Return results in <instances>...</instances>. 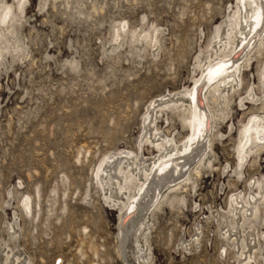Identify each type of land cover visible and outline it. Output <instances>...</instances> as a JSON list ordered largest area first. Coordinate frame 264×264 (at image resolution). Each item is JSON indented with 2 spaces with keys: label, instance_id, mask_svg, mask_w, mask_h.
Returning a JSON list of instances; mask_svg holds the SVG:
<instances>
[{
  "label": "rangeland",
  "instance_id": "obj_1",
  "mask_svg": "<svg viewBox=\"0 0 264 264\" xmlns=\"http://www.w3.org/2000/svg\"><path fill=\"white\" fill-rule=\"evenodd\" d=\"M5 2L17 12L12 32L0 26L1 261L126 264L120 242L126 206L161 156L151 142L140 148L151 104L194 88L219 49L215 34L230 19L221 40L233 37L231 50L239 45L233 22L239 1L25 0L24 12L19 0ZM242 68V84L228 98L214 103L208 94L216 118L205 164L193 166L190 181L175 192L165 189L147 213L138 235L146 264H239L225 232L238 226L242 240L254 229L264 236L263 200L258 220L246 224L229 206L233 194L264 196V150L238 168L244 125L264 117V47ZM186 109L157 116L160 135L184 143L191 133ZM121 150L139 155L134 163L146 170L134 168L135 184L121 176L109 184L116 165L98 171ZM252 180L263 181L262 188H252ZM261 239L255 264H264Z\"/></svg>",
  "mask_w": 264,
  "mask_h": 264
},
{
  "label": "bare ground",
  "instance_id": "obj_2",
  "mask_svg": "<svg viewBox=\"0 0 264 264\" xmlns=\"http://www.w3.org/2000/svg\"><path fill=\"white\" fill-rule=\"evenodd\" d=\"M5 1L6 0H0V26L8 27L10 20L16 15L17 9L12 7L13 10ZM23 1L25 0H19L18 5L24 12L26 2L23 3ZM238 1L239 13L235 20L233 19V22L236 21L237 23L235 30H237V36H239V38L236 37L235 39H239V45H237V47L234 46L231 50V41H233L234 38L232 37L231 40L227 38L231 37L232 33L227 34L228 37L223 38L227 39L225 42L221 40L222 30L231 26L230 22L232 21H230V19L228 22H225L223 26H221L219 32L215 34L213 41L214 43L216 41L219 42V49H212L213 56L209 58L208 66L206 65L207 68L204 72L205 74L200 81H196L194 88L190 91L182 90L169 93L168 95L158 98L151 104L150 110L152 108L153 111L151 112L149 110L148 117L145 119V135L141 139L140 148L144 146L145 142H151L154 148L161 153V156L157 159V162L155 161L156 163L152 166L153 168L150 173L144 172L147 182L142 184L139 190L137 189L138 193L132 197L130 203L126 206V213L122 219L120 241L122 255L126 264H136L137 262H139L137 264H142V258L140 259L139 257L141 252L139 250L141 248L139 249L140 241H138V235L141 233L142 229L146 227V220L149 212L155 207L159 198L162 199L165 197L162 194L163 191L168 189L175 192L177 187L183 185L181 184L182 180H185L186 183L190 181L189 172L193 169V166H202L206 162L211 146L210 142H207V140L210 133H212L213 120L215 117L211 114L210 109L212 108H210L211 105L208 103L210 99L208 98V94H214V100H211L214 101V103L217 101L219 102L222 98H228L230 91H236L242 84L240 75H238L243 69L242 65L250 61V57L255 51L259 52V50L264 47V0ZM12 28L13 26L8 27L7 31L12 32ZM3 32L4 31H0V36L4 34ZM149 42L151 41L149 40ZM153 43L157 45L158 40L156 39ZM227 51L229 52V56H224L227 54ZM219 55L222 56L220 57ZM255 98L256 97L252 94L248 96V100L251 103L256 102ZM185 99H187L188 103L186 106L181 103L185 102ZM242 103L243 105L246 104L245 101ZM184 107L187 108L185 112H188L190 115L191 133L190 137L179 145L174 140L160 135L157 128V116L168 111L177 114L180 113ZM153 137H155L154 141L152 140ZM238 146V168L242 171L245 164H247L248 160L251 158L250 156L253 151L264 150V117L254 115L250 118L244 125ZM138 159L139 155L135 157L132 152L127 150L117 151L105 157L98 171L106 174V168L108 169L110 165H116L117 167L112 169L115 173V175H113L114 173L112 174L114 178L106 177L107 181L109 180V184L120 176L122 178L124 177L128 183L137 181V179L139 180V175L134 174V168L136 172L143 170L138 165L140 164L138 163ZM136 160H138L137 164L134 163ZM197 173L199 174L198 170ZM141 175L142 174H140V176ZM106 183L108 184V182ZM133 183L135 184V182ZM250 186L252 188L258 187L260 190L263 186V181L252 180ZM109 188L110 187H108V189ZM119 189L124 192L122 187ZM260 199L264 201V196L261 193H251L245 196L243 193L233 194L229 201V206L231 208L230 213L236 218L244 219V224H246V221L251 222L258 220V213L260 210L258 202ZM25 203L29 205V199L26 200ZM239 230L240 228L238 226H234L232 231L229 230L225 232V236L231 237V241H233L239 254V264H255L258 260L257 254L259 251V244L262 241L261 238H263L264 241V236L262 237L259 235L260 233H257L256 229H254L255 233L250 234L248 238L242 240ZM198 231H200V229H198ZM198 240L199 237H197V241ZM241 241H244V244L240 245ZM185 243H187V241H182L183 245H186ZM141 257H143V255ZM261 257V259L264 260V251ZM19 260L20 259L16 258L15 262L21 264L22 262H19ZM0 264H3L1 258ZM5 264H14L13 259H7Z\"/></svg>",
  "mask_w": 264,
  "mask_h": 264
},
{
  "label": "snow or ice",
  "instance_id": "obj_3",
  "mask_svg": "<svg viewBox=\"0 0 264 264\" xmlns=\"http://www.w3.org/2000/svg\"><path fill=\"white\" fill-rule=\"evenodd\" d=\"M218 71V70H217Z\"/></svg>",
  "mask_w": 264,
  "mask_h": 264
}]
</instances>
